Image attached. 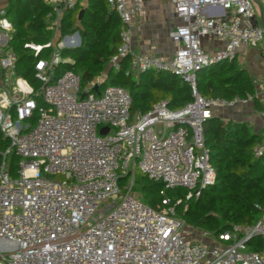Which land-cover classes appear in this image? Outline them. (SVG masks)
Segmentation results:
<instances>
[{
  "label": "built area",
  "instance_id": "built-area-1",
  "mask_svg": "<svg viewBox=\"0 0 264 264\" xmlns=\"http://www.w3.org/2000/svg\"><path fill=\"white\" fill-rule=\"evenodd\" d=\"M8 1L0 0V130L9 141L0 160V264H264V206L256 222L218 235L177 215L178 204L186 208L216 181L205 122L252 101L202 95L197 78L202 68L234 60L241 47L264 43L255 1L173 0L176 50L166 58L133 48L144 0H108L121 19L109 66L130 55L129 72L172 70L193 93L182 107L161 99L135 113L125 87L102 85L105 72L85 87L72 69L56 73L62 50L82 43L79 30H59L64 11L82 0H44L54 5L55 32L44 44L25 43L36 56L51 47L35 61V81L17 73L18 55L7 47L14 31ZM205 37L221 45L207 50ZM12 150L20 157L16 176L8 168ZM254 152L264 154V143ZM137 169L160 183L157 208L133 192Z\"/></svg>",
  "mask_w": 264,
  "mask_h": 264
},
{
  "label": "trees",
  "instance_id": "trees-1",
  "mask_svg": "<svg viewBox=\"0 0 264 264\" xmlns=\"http://www.w3.org/2000/svg\"><path fill=\"white\" fill-rule=\"evenodd\" d=\"M6 12L14 25L7 47L18 55L17 73L35 81V61L49 56L51 47L43 48L36 56L25 43L44 44L52 38L55 30L49 25L55 17L54 5L44 0H9ZM59 30L62 35L79 30L82 43L62 50L64 60L56 66L57 74L72 69L80 75L81 85L85 87L105 72L102 85L118 84L130 92L132 113L148 111L161 99L168 100L173 108L192 100L190 84L172 70L151 69L136 77L129 72L130 55L120 60L119 68L109 66L120 44L121 19L108 0H88L86 5L64 11ZM235 62L236 59L202 68L197 78L199 92L227 99L236 95L251 97L254 108L263 110L256 82ZM204 129L216 181L198 198L189 200L186 208L178 204L177 215L198 230L218 235L234 223H254L262 215L259 206H264V154L258 156L254 149L264 142L247 122L225 119L219 114L207 119ZM8 146L9 141L0 130V160L1 152ZM19 161L20 157L12 150L8 154V168L14 176L18 174ZM160 187V183L147 175L135 174L132 188L140 190L142 200L149 206L157 208L162 203ZM177 193L183 196L184 191Z\"/></svg>",
  "mask_w": 264,
  "mask_h": 264
},
{
  "label": "crops",
  "instance_id": "crops-1",
  "mask_svg": "<svg viewBox=\"0 0 264 264\" xmlns=\"http://www.w3.org/2000/svg\"><path fill=\"white\" fill-rule=\"evenodd\" d=\"M87 1L82 0L81 5H86ZM144 3V12L138 18L134 33L133 48L135 51L141 53L162 55L169 58L176 50V44L170 37V31L179 21L174 13L173 0H144ZM220 45L221 43L215 38H204V46L207 50L211 51ZM259 46L264 47V43ZM258 48V46H243L240 48L236 58H241L244 54L255 52ZM256 62L258 63L259 70L255 81L257 94L264 104V57L259 58ZM263 111L264 109L261 111L256 110L252 101H250L246 104L221 109L218 111V114L221 116L222 113L225 114L227 119L254 121L256 125L255 130H258V128L263 129L262 126H264ZM258 132L261 134L260 131Z\"/></svg>",
  "mask_w": 264,
  "mask_h": 264
},
{
  "label": "rangeland",
  "instance_id": "rangeland-1",
  "mask_svg": "<svg viewBox=\"0 0 264 264\" xmlns=\"http://www.w3.org/2000/svg\"><path fill=\"white\" fill-rule=\"evenodd\" d=\"M260 2L263 3V0H260ZM258 47L259 48L255 52L244 54L243 57H241V58H236V62H235L236 65L239 66L240 68H242V70H244L245 73L249 74L254 79V81H256L257 74L259 72L258 63L256 61L259 58L264 57V47L263 46H258ZM252 64H254V65H252ZM263 69H264V67H263ZM133 74L136 77L139 75V73H136V72H134ZM222 117L227 119L226 118L227 116L223 113H222ZM245 122L248 123V125L251 127V129L254 132H256L262 138V141L264 142V126H262L263 129L258 128V130L257 129L255 130L256 125H255L254 121L251 122L250 120H245ZM258 131H260L261 134H259ZM136 175L139 177L144 176V174L141 172L140 169L136 170ZM133 192H135V194L138 195L139 197H142L139 189L135 188ZM193 199H195V198H193ZM199 231H201V230L199 229Z\"/></svg>",
  "mask_w": 264,
  "mask_h": 264
},
{
  "label": "water",
  "instance_id": "water-1",
  "mask_svg": "<svg viewBox=\"0 0 264 264\" xmlns=\"http://www.w3.org/2000/svg\"><path fill=\"white\" fill-rule=\"evenodd\" d=\"M255 3H256V6L258 8V12L260 14V21H261V24L262 26L264 27V11H263V6L260 2V0H254ZM83 13V9L80 11V15ZM109 130V126H104L102 129H101V133L102 134H105L107 131Z\"/></svg>",
  "mask_w": 264,
  "mask_h": 264
}]
</instances>
